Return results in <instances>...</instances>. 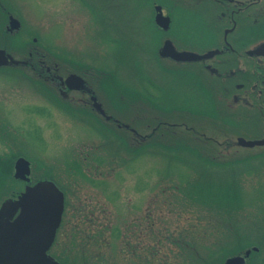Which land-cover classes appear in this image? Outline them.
Instances as JSON below:
<instances>
[{
	"label": "rangeland",
	"instance_id": "obj_1",
	"mask_svg": "<svg viewBox=\"0 0 264 264\" xmlns=\"http://www.w3.org/2000/svg\"><path fill=\"white\" fill-rule=\"evenodd\" d=\"M154 1L157 0H7L5 6L9 13L21 23L20 31L14 34L16 37L7 49L18 51L21 44L28 42L39 48L49 62L56 60L65 72L87 69L85 74L92 85L105 86L110 113L125 123H132L138 112L143 121H151L148 115L155 116L165 122L171 132L177 133L168 138H153L155 145L151 148L146 143L147 147L142 151L148 152L150 148L151 154L138 155L135 159V153L131 151L133 140L129 135L125 138L118 135L122 140L109 137V165H105L108 178L104 179L103 185V195L108 200L104 198L109 224L116 227L120 223L124 231V224L128 220L132 222L135 209L143 204L142 191L150 193L152 190L149 200L153 207L155 203L157 213V249L152 255L156 264H223L227 258L243 256L247 250L258 247L262 253L250 258V264L255 263L261 256L264 258V149L231 147L230 141H235L238 132L246 140L257 138L261 121L249 113L246 121L230 123V128L221 123L215 131L218 143L205 141L201 148L206 157L198 156L196 141L187 143L191 139L182 136L184 128H181L186 122L182 117L184 108L188 104L194 108L193 103L188 102L192 88L175 73L171 77L173 84L165 88L170 79L157 64L161 36L154 29L152 5L157 4ZM167 1L176 3L178 0ZM181 2L191 5L189 0ZM191 7L198 12L195 4ZM193 14L186 16L175 10L173 16L174 20H188V26H193L197 13ZM34 38L36 43L33 44ZM181 45L178 43V48ZM164 62L172 66V62ZM8 80L0 76V88H8L12 84ZM155 80L161 84V88L154 86L157 93L149 87ZM15 118L14 113L13 121L19 124ZM197 122L193 119L188 124L197 125ZM48 127H52L50 122L45 125V160L74 171L76 167L70 153L55 143L61 131ZM146 128L141 124L140 133H148ZM29 132L31 134V128ZM73 134V140L77 141L83 139L79 135L86 133L74 129ZM87 136L98 137L95 133ZM118 143H121L120 147ZM166 147H172L173 153L166 152ZM187 147L195 149L198 155L186 153ZM216 152L220 153L219 164H223L222 160L230 164L219 166L208 162H212ZM198 158L208 161L200 162ZM87 194L85 190L78 191L74 199L79 200H75L74 205L72 200L69 210L74 206L86 211L91 204H79V201H84ZM6 195L7 189L0 185V200ZM138 195L141 196L139 199ZM77 225L80 229L86 228L79 221ZM73 231H67L66 237L61 233L58 243L67 244ZM75 235L73 233L70 244L81 243ZM185 239L189 242L186 247L182 245ZM121 242L108 238V253L99 263L91 261L85 253L78 258L73 254L71 259L79 264H125L123 260L130 262L131 257L126 256L127 247L121 245L119 249ZM175 244L181 245L182 249ZM70 248L74 246L70 245ZM90 252L94 257L98 254L95 250ZM139 252L143 259L149 260L150 251Z\"/></svg>",
	"mask_w": 264,
	"mask_h": 264
},
{
	"label": "flooded vegetation",
	"instance_id": "obj_2",
	"mask_svg": "<svg viewBox=\"0 0 264 264\" xmlns=\"http://www.w3.org/2000/svg\"><path fill=\"white\" fill-rule=\"evenodd\" d=\"M6 1L0 0V16H3L0 29L3 44L0 49L5 48L14 60L21 63L0 67V76L12 81L8 88H0V185L7 189V195L0 200V208L8 200H18L27 188L40 182H52L63 194L64 208L60 224L46 251L50 260L58 264H79L72 261L71 256L74 254L73 257L78 258L85 253L91 261L99 263L104 254L108 253V238H111L122 241L119 249L121 245L128 248L126 256L131 259H128L130 262L123 260L125 264H156L152 255L157 249V213L155 203L153 207L149 200L153 195L152 190L150 193L142 191L144 201L141 208L138 206L132 214V222L128 220L127 224H124L123 218L124 231L120 223L113 227L108 222L107 205L104 202L106 197L103 195L104 179L108 178L105 170V165H109L108 139L112 137L114 140L118 135L125 138L129 135L134 148L128 149L135 153V159L138 155L151 154L150 148L148 152L142 151L147 147L146 143L149 146L155 145L153 138H168L177 133L171 132L172 129L169 130L170 127L155 116L148 115L151 121H143L138 117V112L132 123H125L110 113L106 105L107 93L106 89H103L104 85H92L85 74L87 69L77 73L65 72L56 60L51 59L52 62H49L39 49L28 42L21 44L18 51L10 52L7 46L16 36L15 32L8 29L12 14L5 6ZM181 1L172 3L165 0L163 4V0H157L153 2L157 4L152 5V8L159 6L162 15L168 18L169 22L166 30L159 27L155 24V13L154 29L161 36L157 49V64L170 79L165 88L173 84L172 73L181 75L186 80V86L192 88L188 102L193 103L194 108H190L188 104L183 110L182 117L186 122L181 125V128H184L182 136L191 139L187 143L195 140L198 156H202L201 145L205 140L218 143L215 131L221 123L230 128V123L235 125L238 120L246 121L251 113L261 121V128L258 129L260 134L257 133L258 137L251 140L264 139V0H189L191 5L187 6ZM194 4L198 7V12L191 7ZM175 10L186 16L197 13L196 19L193 20L194 25L188 26V20H174ZM165 42H169L177 52L194 54L199 60L177 62L170 58H161L159 52ZM177 42L183 44L181 48H178ZM164 61L172 62V66L166 65L167 62ZM72 74L85 81V86L80 90H69L64 84L66 78ZM155 85L161 88V84L156 80L155 84L149 87L153 90ZM154 90L157 93V90ZM95 103L100 105L101 110L94 107ZM135 110L143 111L142 108ZM14 113L19 124L13 121ZM108 116L111 118L107 119ZM193 119L199 121L197 125L188 124V121ZM45 121L51 123V128L61 131L62 134L55 143L60 149L65 147L63 149L70 153L76 167L74 171L45 160V125H48ZM141 124L147 126L148 133H140ZM74 129L85 131V135H79L83 139L73 140ZM208 132H211L212 136L208 135ZM94 133L98 137L87 136ZM239 134L238 132L235 139L242 138ZM62 143L65 146H61ZM118 144L120 147L121 143ZM190 149L192 148L187 147L186 153L196 154L193 151L195 149ZM164 150L173 153L172 147H166ZM5 155L7 157L3 160ZM219 156V152L214 153V163L218 162ZM20 159L25 162L23 173L21 177H16V165ZM83 190L89 196L84 197V201L80 200L79 204L87 202L91 205L86 211L74 206L69 210L70 202L73 200L74 205V201L79 200L74 199L78 191ZM140 197L138 195V199ZM105 201L108 202L107 199ZM19 213L17 211L14 214L9 221L11 224ZM78 221L86 228L80 229ZM7 223L6 221L2 224ZM112 227L113 229H110ZM71 230L74 231L70 234L69 242L60 245V234L66 237V232ZM129 232V236H126ZM73 233H76L75 237L79 236L80 244H70ZM182 241V245H189L186 239ZM70 245L74 248H70ZM175 245L182 249L181 245ZM253 248L256 251H253ZM252 249L245 264L251 263L252 255L262 253V249L258 247ZM94 250L98 251L95 257L90 252ZM139 251H150L149 260H146V257L143 259ZM2 257L0 255L1 260ZM262 258L263 256L252 264H264Z\"/></svg>",
	"mask_w": 264,
	"mask_h": 264
},
{
	"label": "water",
	"instance_id": "obj_3",
	"mask_svg": "<svg viewBox=\"0 0 264 264\" xmlns=\"http://www.w3.org/2000/svg\"><path fill=\"white\" fill-rule=\"evenodd\" d=\"M155 12V24L166 30L169 23L168 18L162 15L159 6L155 8ZM8 29L15 34L19 32L20 23L13 16L9 18ZM159 56L177 62L199 60L198 56L194 54L177 52L169 42L164 43ZM19 63L21 62L14 60L5 49H0V67L16 66ZM64 84L69 90H80L85 86V81L72 74L66 78ZM94 107L101 110L97 103L94 104ZM110 118L108 116L107 119ZM230 142L232 143L231 147L264 148V139L246 140L239 137L234 142L232 140ZM226 144L229 145V141H226ZM23 163H25L23 159L17 162L16 177H21ZM63 208L64 197L62 192L52 182L48 181L27 188L18 200L4 202L0 208V255L3 256L2 260L0 259V264H58L46 256V251L60 224ZM17 211L20 212L19 216L11 224L9 221ZM6 221L7 224H2ZM252 250L256 251L255 248ZM250 252L251 250H247L243 256L237 255L227 258L223 264H245ZM33 255L37 257H33Z\"/></svg>",
	"mask_w": 264,
	"mask_h": 264
},
{
	"label": "trees",
	"instance_id": "obj_4",
	"mask_svg": "<svg viewBox=\"0 0 264 264\" xmlns=\"http://www.w3.org/2000/svg\"><path fill=\"white\" fill-rule=\"evenodd\" d=\"M241 159H239V160H237V161H240ZM220 163V162H219ZM217 164V163H213L214 165H219V166H224V164H230V162H224L223 160L221 161V163H223V164Z\"/></svg>",
	"mask_w": 264,
	"mask_h": 264
}]
</instances>
